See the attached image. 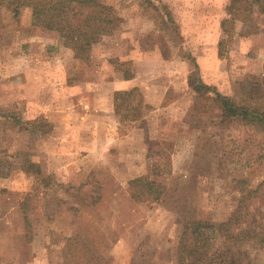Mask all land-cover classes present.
Listing matches in <instances>:
<instances>
[{"label":"rangeland","instance_id":"rangeland-1","mask_svg":"<svg viewBox=\"0 0 264 264\" xmlns=\"http://www.w3.org/2000/svg\"><path fill=\"white\" fill-rule=\"evenodd\" d=\"M100 1L119 24L87 58L0 1V264H65L69 239L70 264H178L189 218H223L233 176L264 180V131L220 125L197 88L264 111V14L225 34L229 0ZM239 250L264 264L261 243Z\"/></svg>","mask_w":264,"mask_h":264},{"label":"trees","instance_id":"trees-1","mask_svg":"<svg viewBox=\"0 0 264 264\" xmlns=\"http://www.w3.org/2000/svg\"><path fill=\"white\" fill-rule=\"evenodd\" d=\"M0 1L15 16L20 15L24 6H31L33 22L59 32L77 58H87L93 44L101 36L113 34L119 24V19L113 17L107 5L100 0ZM145 1L151 3V0ZM256 9L264 14V0H229L226 7L228 17L222 21L225 34L230 33L228 24L252 20ZM193 66L195 70H199L195 60ZM197 85L198 90H206L218 102L221 109L220 125L225 127L243 125L264 131V111L239 104L234 98L224 95L203 80H199ZM133 90L134 88L116 91L114 93L116 100L132 94ZM115 107L117 114L120 115L118 102ZM6 117L17 125H23L17 114L11 113ZM137 119L135 117L129 121L132 123ZM129 121L123 120L122 124L125 125ZM22 169L28 173L42 174L39 164L28 160L23 163ZM228 184L235 193L234 207L220 219L208 216L189 218L186 221L188 232L179 243L178 264H238L237 256L243 243L257 241L264 246V210L262 209L264 202L263 194L260 195L264 180L253 186L250 178L233 176ZM258 198H261V203L256 206ZM73 245L72 239L65 244V264H70L69 253Z\"/></svg>","mask_w":264,"mask_h":264},{"label":"crops","instance_id":"crops-1","mask_svg":"<svg viewBox=\"0 0 264 264\" xmlns=\"http://www.w3.org/2000/svg\"><path fill=\"white\" fill-rule=\"evenodd\" d=\"M242 27V26H241ZM240 29V28H239ZM253 39V38H252ZM237 40H239L240 42H239V45H238V47H239V49L241 50V51H245V49H244V46H245V43H246V37L244 36V37H242L241 35H238V38H237ZM241 44H243V47L241 46Z\"/></svg>","mask_w":264,"mask_h":264}]
</instances>
